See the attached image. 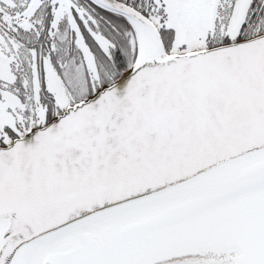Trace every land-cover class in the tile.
I'll return each mask as SVG.
<instances>
[{
  "label": "snow or ice",
  "instance_id": "snow-or-ice-1",
  "mask_svg": "<svg viewBox=\"0 0 264 264\" xmlns=\"http://www.w3.org/2000/svg\"><path fill=\"white\" fill-rule=\"evenodd\" d=\"M0 264H264V0H0Z\"/></svg>",
  "mask_w": 264,
  "mask_h": 264
}]
</instances>
